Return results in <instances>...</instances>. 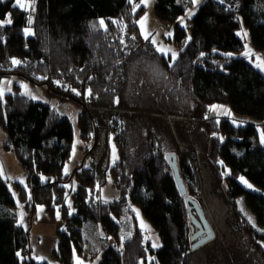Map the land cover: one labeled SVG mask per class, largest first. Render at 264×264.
I'll return each instance as SVG.
<instances>
[{
  "label": "trees",
  "instance_id": "trees-1",
  "mask_svg": "<svg viewBox=\"0 0 264 264\" xmlns=\"http://www.w3.org/2000/svg\"><path fill=\"white\" fill-rule=\"evenodd\" d=\"M140 1L35 0L31 24L16 0L0 1V21H12L0 23V78L19 75L78 93L80 135L90 144L86 154L100 155L66 173L74 151L71 121L25 94L0 95L4 148L15 151L30 188L14 181L19 198L31 211L44 206L58 223L52 252L57 264L98 256L87 244L86 224L101 226L112 238L97 264L148 263L150 252L153 264H196L199 248L192 249L186 198L201 205L205 164L238 236L207 242V264H264V144L258 140L259 128L264 131V70L247 56L231 54L244 50L245 28L264 61V0H240L238 10L205 0L190 19V41L173 63L143 37ZM191 5L193 0H156L155 13L175 21ZM28 25L31 36L24 31ZM187 35L177 26L174 41L182 44ZM216 103L228 104L235 117L212 115ZM114 143L118 159L110 165ZM169 153L177 155L186 196ZM242 176L259 189L245 187ZM73 178L78 184L70 205L67 183ZM9 182L0 162V264H50L34 259L29 229L12 209L17 200ZM109 182L118 190L113 200L99 195ZM135 206L157 229L160 248L146 242Z\"/></svg>",
  "mask_w": 264,
  "mask_h": 264
},
{
  "label": "rangeland",
  "instance_id": "rangeland-1",
  "mask_svg": "<svg viewBox=\"0 0 264 264\" xmlns=\"http://www.w3.org/2000/svg\"><path fill=\"white\" fill-rule=\"evenodd\" d=\"M204 1L205 0H197V2H193V5L188 7L186 13L181 15L177 20L164 21L159 19L155 13L156 0H147V3H144L141 0L137 4L139 6L136 7V9H139L140 6H144V10L141 12L138 19L143 37L145 38V32L150 33L149 39L151 40V42L153 38L155 39L156 43L154 45L156 46L157 50L159 48H164L165 50L171 49V52H159L167 55L168 57H171V63L175 62L176 59L179 57L181 49H183L191 39L190 19L197 12L199 5H201ZM22 2L26 5L23 9L28 11L29 17L32 18L33 22L34 14L31 13L32 9L30 7L32 0H22ZM239 4L240 0H227L226 6L232 10H238ZM189 12H191L192 14L189 15ZM145 17L146 21L144 22L142 28L141 20ZM181 18H183V22H181ZM177 26L186 29L188 32L187 38L182 44H178L174 41L175 30ZM26 28L31 29V34L27 36H31L34 34V29L32 25H28ZM166 33H171V35H166ZM243 33H247V35L245 36L243 35ZM241 36L244 38L245 41L244 50L240 52L230 53L234 56H247L249 60L256 65V67L258 64L264 63L263 56L257 51H255L252 46L249 31L245 28L242 29ZM173 53H175V58H173ZM0 92L3 93V96L10 92H18L21 94H25L36 101L48 103L53 109L66 116L71 121L75 134L74 151L71 160L66 164V173H73L75 168L79 164H85L87 166L92 165L93 162L100 157L99 154L97 156H93L91 153L86 154L85 149L89 147L90 144L84 141L80 135L79 116L81 114L83 106L79 103V100L76 97L78 96V93L67 94L59 92L47 83H33L32 81L24 79L19 75H11L0 78ZM226 111L229 112L230 115L225 114ZM211 114L218 116L226 115L230 117H235V113L232 111L231 107L228 104L224 103L213 104ZM250 119L251 118L249 117H245L246 121ZM243 124H245V122H243ZM262 137H264V131L260 127L258 140L260 143L264 144V142H262ZM6 138L7 136L4 130L0 127V162L2 165L4 176L10 179L9 186L18 204L20 198L14 181L18 180L22 184L27 186L28 189L30 188L28 186L26 172L20 164L15 151L6 150L4 148ZM117 159L118 151L116 143H114L109 164H114ZM203 173L205 175L206 185L201 195V198H199L198 200L200 201L201 207L214 230L215 237L227 235L230 240L233 239V241H236L238 239V236L234 235L233 231H231L233 228L227 222L228 216L230 214L229 205L226 203L225 199L220 193H217V191L213 190L211 173L208 167L205 166V164L203 168ZM46 178L47 176H44L43 179L45 180ZM241 178H243V180ZM239 181L250 190L259 189L253 182L249 181L244 176L240 177ZM244 181H246L247 183H245ZM110 182L101 190L99 194L102 199L113 200L118 196V190ZM77 184L78 181L76 178L71 179L67 183L69 189L67 200L70 205H73V192L75 191ZM248 185H251V187H249ZM241 203L240 205L242 208L243 202ZM15 208L20 217L19 222L23 223L20 205H16ZM135 210L137 212L140 227L144 231L146 242L149 243L154 249L160 248L162 243L157 229L153 226L150 221L145 218V216L137 206H135ZM31 223L32 225L30 224V222H28L26 226H28L30 232L31 245L33 247V257L38 259V261H53L51 250H53V248L56 247L58 244V238L56 235L58 223L53 220H46L41 218L37 219L35 218V216ZM86 227L87 229L85 237L87 244L89 247L94 248L91 252L94 253L95 248L99 250L98 256L96 258L94 257L95 259L93 261L87 262H89V264H97L101 259V251L104 249L105 245H107L110 241L112 242V238H110V241L107 240L106 233L103 231L101 226H97V224H86ZM209 242H211V240ZM153 244H159V247H153ZM208 249L209 245L206 243L204 244V246L202 245L201 247H199V250L196 252L197 255L194 258L196 264H207ZM19 256L23 261L25 256L23 255L22 251L19 252ZM154 260L155 255L150 252V254L148 255V263L142 262V264H153ZM22 264L25 263L22 262Z\"/></svg>",
  "mask_w": 264,
  "mask_h": 264
},
{
  "label": "water",
  "instance_id": "water-1",
  "mask_svg": "<svg viewBox=\"0 0 264 264\" xmlns=\"http://www.w3.org/2000/svg\"><path fill=\"white\" fill-rule=\"evenodd\" d=\"M223 5H227V0H217ZM167 159L173 168L174 176L176 183L181 191L183 196L187 195V187L180 171V167L178 164L177 155L174 153L167 154ZM187 202L189 204L190 215L192 217L191 222V241L192 249H197L204 245L205 243L209 242L215 237L214 230L210 225L201 205L197 200L192 197H187ZM194 213V214H193ZM197 229V230H196Z\"/></svg>",
  "mask_w": 264,
  "mask_h": 264
},
{
  "label": "snow or ice",
  "instance_id": "snow-or-ice-1",
  "mask_svg": "<svg viewBox=\"0 0 264 264\" xmlns=\"http://www.w3.org/2000/svg\"><path fill=\"white\" fill-rule=\"evenodd\" d=\"M142 2H144V3H147V0H142ZM193 2L195 3V2H197V0H193ZM16 4L20 7V8H25V3H23L22 2V0H16ZM139 5H137L136 7H138ZM30 7H31V9H32V11H34L35 10V0H32V3H31V5H30ZM192 13L191 12H189V15H191ZM146 21V17L145 18H142V20H141V25H142V28H143V24H144V22ZM181 22H183V18H181ZM0 23H7V24H11L12 23V21H11V19H8V20H6V21H0ZM28 23L29 24H31L32 23V18L31 17H29L28 18ZM100 24H101V26H103L104 25V21L103 20H101L100 21ZM25 34L26 35H29V34H31V29L30 28H26L25 30ZM166 35H171V33H166ZM243 35H247V33H243ZM149 36H150V33H146L145 32V39H148L149 38ZM152 43L153 44H155L156 43V41H155V39L153 38L152 39ZM158 51H161V52H171V49H167V50H165L164 48H159L158 49ZM173 58H175V53H173ZM12 63L15 65V64H19L20 63V61H17V60H13L12 61ZM257 67H259V68H262V69H264V63H261V64H258L257 65ZM90 92H91V90H89V94H90ZM0 95H3V93L2 92H0ZM225 114H228V115H230V113L229 112H225ZM233 123H235V121H233ZM262 142H264V137H262ZM242 180H243V178H241ZM245 183H247L246 181H244ZM249 187H251V185H248ZM250 220H251V217L249 218ZM153 247H159V244H153ZM19 255V254H18ZM77 264H81V262L79 261V260H77Z\"/></svg>",
  "mask_w": 264,
  "mask_h": 264
},
{
  "label": "crops",
  "instance_id": "crops-1",
  "mask_svg": "<svg viewBox=\"0 0 264 264\" xmlns=\"http://www.w3.org/2000/svg\"><path fill=\"white\" fill-rule=\"evenodd\" d=\"M26 175H27V174H26ZM18 204H19L20 207H21V217L23 218V223H21V224L24 225V226L27 227V228H28V226H26V224H27L28 222H30V224L32 225L31 222L33 221L34 216H35V218H37V219H40V218H41V219L51 220V218L49 217V215H48V213H47V211H46V209H45L44 206H38L34 211H31L30 207H28V206L26 205V201L20 199V201H19ZM18 204H17V206H18ZM12 209H13L14 211H17L15 207L12 208ZM19 218H20V217H19ZM28 229H29V228H28ZM32 248H33V247H32ZM54 248H55V247H54ZM54 248H53V249H54ZM52 252H53V250H51V255H52L53 261H38V259H36L35 257H34V259H35L37 262H39V263H41V262H48V263H50V264H57L56 260H55L54 257H53ZM77 260H79V261L81 262V264H89V262L84 261V260H82L81 258H78ZM76 262H77V261H76Z\"/></svg>",
  "mask_w": 264,
  "mask_h": 264
},
{
  "label": "bare ground",
  "instance_id": "bare-ground-1",
  "mask_svg": "<svg viewBox=\"0 0 264 264\" xmlns=\"http://www.w3.org/2000/svg\"><path fill=\"white\" fill-rule=\"evenodd\" d=\"M233 5V4H232Z\"/></svg>",
  "mask_w": 264,
  "mask_h": 264
},
{
  "label": "flooded vegetation",
  "instance_id": "flooded-vegetation-1",
  "mask_svg": "<svg viewBox=\"0 0 264 264\" xmlns=\"http://www.w3.org/2000/svg\"><path fill=\"white\" fill-rule=\"evenodd\" d=\"M197 230V229H196Z\"/></svg>",
  "mask_w": 264,
  "mask_h": 264
}]
</instances>
